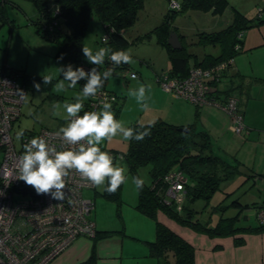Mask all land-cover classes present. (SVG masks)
<instances>
[{"label": "rangeland", "instance_id": "374dc122", "mask_svg": "<svg viewBox=\"0 0 264 264\" xmlns=\"http://www.w3.org/2000/svg\"><path fill=\"white\" fill-rule=\"evenodd\" d=\"M234 9L251 20V25L242 31V43L248 36L254 39L252 43L262 45L250 50H246L247 48L242 45L233 57L232 70H238L247 77L263 76L264 0H227V6L222 14L218 15H213L210 11L189 9L174 16L169 29L177 36L182 35V39L179 40L180 45L185 46L187 53L198 56L201 61L205 55H218L220 46L218 42H202L200 34L225 28L233 17ZM167 12L166 0H144V7L138 11L136 19L125 31L124 37L129 41L140 35L149 34V36L124 49L133 60V63L128 64L129 71L126 72L131 71L137 77L130 78L127 74L126 76L113 75L107 80V89L119 97H124L116 104V107L120 105V109L115 117L126 127L133 122L146 124L160 118L174 124L186 125L195 122L198 128L199 126L205 128L211 137L213 153L222 159L231 160V156L237 158L242 164L239 167L242 172L241 175L236 173L231 178L220 182L219 188L207 203L205 200H197L190 206L197 211L200 220L208 222L210 226L214 225L220 216L231 217L238 213L239 218L235 226L255 225L257 224L256 211L260 205H264V83L252 81L253 87H251L250 97L248 96L246 103L241 98V93L230 90L238 99L243 100L240 105L244 117L243 124L253 128L252 137L248 140L230 130L232 126L230 115L222 108L220 109L228 116L226 126L216 124L214 117L215 113L219 112L212 109L213 107L206 105L201 107L202 109L198 110L196 116L194 104L174 98L158 82V77L168 72V54L166 48L157 43L155 34L150 31L163 23ZM35 15L36 9L31 0H0V65L4 64L3 66L8 67V70H12L17 75L20 84L22 76L27 74L38 78L45 75L54 77L51 84L43 86V81L38 80L41 85L39 92L35 87L26 89L20 117L15 121L12 130L13 143L17 149L21 147V138L17 139L19 132L38 133L41 128L60 130L66 127L67 119L63 105L74 103L76 95L82 91L79 82L75 88H69L65 92L55 91V84L62 79L58 68L64 67L65 70L67 68L65 63L56 57L60 38L49 40L37 33L30 22ZM102 34L103 28L93 16L88 22L82 47H89L94 53L99 48L105 47L101 42ZM52 36L55 37V33H52ZM81 53L82 58L87 61L83 52ZM192 63L191 57L189 64L192 65ZM98 70L101 71V66ZM141 84L147 88L143 101L148 106L146 110H142L137 105L134 97L128 96L130 89L135 91ZM227 86L230 88L229 80L224 79L222 83L218 82L216 87L223 90L227 89ZM57 104L60 107L54 109L53 105ZM228 131H231L233 135H230ZM243 133L245 134L246 131L244 130ZM127 144L128 141L117 136L100 145L102 151H107L113 156L116 166L125 169L128 179L127 183L122 184L120 188V204L101 196L103 186L83 191V197L90 199L93 204L91 218L96 228L99 231L115 230L114 233H118V236L113 238L118 240L115 239L116 243L102 242L104 237L96 241L93 238L91 240L93 244H96L94 249L97 246L102 247L99 249L101 258L103 256L109 258L106 260L108 264H113V262L116 264H154V261L146 256L143 243L146 239L155 238V222L135 208L138 196L131 182L134 176L128 172L124 160ZM149 168L150 166L147 165L138 169L140 178L146 184L150 182ZM244 178L247 180L243 181ZM166 194L171 196L172 192L168 189ZM16 199L23 200L20 196ZM177 199L180 201V196L174 198L175 201ZM236 201L247 204L248 207L238 208V204H232ZM218 205L228 206V209L218 211L216 207ZM161 219L163 220V217ZM119 240L121 250H119ZM101 258L92 249L88 264H101L103 260Z\"/></svg>", "mask_w": 264, "mask_h": 264}, {"label": "trees", "instance_id": "16d2710c", "mask_svg": "<svg viewBox=\"0 0 264 264\" xmlns=\"http://www.w3.org/2000/svg\"><path fill=\"white\" fill-rule=\"evenodd\" d=\"M31 1L34 3L36 15L30 19V22L34 25L36 32L49 40L60 38L56 57L59 58L63 55L64 58L60 61L64 62L66 66L71 64L74 67V71L82 65L94 67L85 61L81 55L85 31L89 20L93 16L96 17L103 28L101 42L104 43L105 48H110L111 52L124 51L127 46L149 36V34L140 35L130 41L124 37L126 29L134 22L138 11L144 7V0ZM166 1L168 12L164 15L163 23L150 31L155 34L157 43L164 46L167 50L169 69L166 74L176 78H183L187 76L191 67H209L220 62H227V68L223 70L221 75L223 78L219 82L222 83L224 79H228L230 88L227 86V89L221 90L216 87L218 83L215 84L213 92L214 102L206 106H215L214 103H217L218 106L215 107L220 108L225 103L226 98L233 96L237 99L238 110L241 113L239 100L232 93H234L233 91L236 92L239 87L247 88L244 85L246 76L238 72L229 74V70L232 68L234 55L241 49L243 35L238 38L237 34L248 28L251 25V20L234 9L233 17L225 28L211 33H201L200 39H202V42H218L220 53L216 56L212 54L205 55L199 61L198 56L186 52L185 46L182 45L181 48L173 49L167 43L168 35L171 32L169 27L172 19L178 13L189 9L210 11L213 15L222 14L227 6V0ZM172 2L178 4L177 9L169 7ZM52 8H58L59 14L53 17ZM53 18L56 19L58 25L50 33L45 26H48V23ZM52 33H55V37L52 36ZM104 36H106L105 39ZM178 37L180 40L182 39V35ZM236 46H239V48H236ZM189 57H192V65L189 64ZM110 67H113V65L106 58L105 63L101 65V72L106 71ZM128 69V64H121L115 67L113 75L126 76L125 72L129 71ZM22 77L21 85L25 87V90L27 88L32 89L34 83L43 81L42 77L38 78L28 74ZM78 82L82 90L83 85L87 81L82 78ZM106 84L107 81H105L100 93L107 95L106 102L112 104V110H114V114H117L120 105L116 107V104L124 97H119L116 93L107 89ZM231 89L233 91L230 92ZM92 101H97V99L89 97L84 101L83 111L86 105ZM203 106L195 105L196 116L198 115V109ZM83 111L80 115H83ZM128 127L141 131L145 128H150V135L146 136L142 141L134 139L128 141L124 160L128 172L133 176L140 177L138 169L143 166H150L148 170L150 182L144 184L142 191L136 190L138 199L135 208L155 222V238L153 241L145 243L148 255L155 258L158 264H194L193 246L165 225L161 217L166 218L179 227L204 234L210 238L232 236L235 245H241L244 242L241 237L235 238L237 235L264 233V223H260L257 218V224L255 225L235 226L239 213L231 217L220 216L218 221L210 226L208 222L201 221L197 211L190 206L197 200H205L207 203L216 192V189L219 188L220 182L231 178L233 174L239 173L241 175L242 172V170H239L242 164L237 158L231 156V160L222 159L213 153L211 137L207 130L200 126L198 128L195 122L177 125L160 118L146 124L133 122ZM185 127L189 128L187 132L180 130ZM26 134L36 133L28 132ZM243 138L247 140L246 133ZM169 172H174L181 177L182 182H179L177 195L174 197L180 196V201H175L173 197L166 194L169 185L165 181V176ZM120 188L114 194H109L102 190L101 196L120 204ZM232 204H238L239 208L248 207L247 204L244 205L237 201ZM216 207L218 211L228 209V206L224 207L223 205ZM261 208H264V205L258 207L256 217L257 212ZM112 233L114 231H96L92 238L96 241L102 237H109Z\"/></svg>", "mask_w": 264, "mask_h": 264}, {"label": "built area", "instance_id": "2783aa9c", "mask_svg": "<svg viewBox=\"0 0 264 264\" xmlns=\"http://www.w3.org/2000/svg\"><path fill=\"white\" fill-rule=\"evenodd\" d=\"M169 7L177 9L178 4L172 2ZM58 14L59 9L52 8V16ZM57 25L53 18L45 27L51 33ZM237 37L241 38L242 33L239 32ZM81 67L86 73L91 72L92 67ZM226 68L227 62L209 67L195 66L189 69L186 77L165 74L159 76L158 82L174 98L197 106L209 105L214 102V85L223 78L221 75ZM125 74L130 78L137 77L133 72ZM25 95V87L18 82L17 75L0 65V264H49L76 238L93 237L96 233L91 218L93 204L83 197V191L94 186L78 173L71 171L65 178V197L62 201L53 199L51 194L38 195L34 188L14 177L17 158L23 154V145L32 138L43 137L57 151L70 147L58 135L59 130L47 128H41L36 134H23L21 147H15L12 130L21 114ZM105 95L100 93L94 97L97 101L89 102L84 111H98L102 107L101 101H106ZM220 108L230 115V130L243 137L245 127L237 99L233 96L226 98ZM165 181L171 196L175 197L177 186L182 182L180 175L169 172ZM18 196L23 200L16 199ZM257 219L264 223V208L257 212Z\"/></svg>", "mask_w": 264, "mask_h": 264}, {"label": "clouds", "instance_id": "9594fccd", "mask_svg": "<svg viewBox=\"0 0 264 264\" xmlns=\"http://www.w3.org/2000/svg\"><path fill=\"white\" fill-rule=\"evenodd\" d=\"M82 52L87 62L97 67H93L90 73H86L82 67L74 71L71 64L66 70L60 67L58 72L62 79L55 84V91L60 93L75 88L82 78L87 81L82 91L76 95L75 102L63 105L65 118L69 122L59 130L58 135H61L64 143L70 147L57 151L43 137H35L23 145V154L17 158L15 165L16 179L34 188L38 195L51 194L53 199L60 201L65 197V178L71 171L78 173L84 181L90 182L94 187L103 186L107 193H116L122 184L127 183L128 178L125 169L116 166L113 156L107 151H102L100 145L117 136L125 141H142L150 135V128L135 130L117 120L109 102L101 101L102 107L99 111H83L84 101L100 94L105 81L113 76L115 67L131 64L133 60L126 51L111 52L110 48L105 47L94 53L91 48L84 46ZM63 58L61 55L58 60ZM106 58L111 61L113 67L101 72L98 70L99 66L105 63ZM53 79L52 75L42 77L44 85L51 84ZM34 87L38 92L41 90L39 83H34ZM146 91L147 88L143 84L135 91H128V96L134 97L142 110L148 108L143 103ZM59 107L58 104L53 105L54 109ZM82 111L83 115H80ZM22 135V132L17 133V139ZM131 182L137 191L143 190L145 181L142 178L134 176Z\"/></svg>", "mask_w": 264, "mask_h": 264}, {"label": "crops", "instance_id": "0c3cea01", "mask_svg": "<svg viewBox=\"0 0 264 264\" xmlns=\"http://www.w3.org/2000/svg\"><path fill=\"white\" fill-rule=\"evenodd\" d=\"M178 40H180L179 37H178ZM252 40L254 39L251 37L248 38L247 36L246 38H244L241 46L243 45L245 46V48H247L246 50H250L251 48L255 46L262 45L261 43H257V44L252 43ZM234 72H238V70L233 71L232 68H230L229 74H232ZM253 80H256L259 83L260 82L264 83V75L263 76H253V77L246 76L244 85L247 86V88L237 87L238 89L236 92H239L242 94L241 98L245 101V103L248 100V96L250 97L251 87H253V84H252ZM242 99H238L239 107L243 103ZM208 107H213L212 109H214L215 111L217 110L219 112L218 114L215 113L214 118H216V121H215L216 124L218 126L219 124H222V125L225 124L226 126L228 122V116L224 113V111L215 106H208ZM199 109H202V108L200 107ZM242 119L244 120L243 114H242ZM177 125H185V124L181 123ZM244 127L246 131V137L248 140L249 137H252L251 131L253 130V128H251V126L249 125H244ZM229 133L230 135L232 134L231 131ZM221 135L219 137H221ZM238 208H239V205H238ZM162 222L165 225H167L171 230H173L175 233H177L179 236L187 240L193 246L194 264H264V233L237 235L235 238L241 237L244 240V242L241 245H235L234 238L232 236L210 238L204 234L193 232L181 226L179 227L175 225L173 222L167 220L166 218H163ZM95 228H96V225H95ZM96 231H99V230L96 228ZM107 231H115V230H107ZM114 236H118V233H112L111 236L106 237V238L104 237L102 239L103 240L102 242H106V243L115 242L116 243L115 239L117 238H113ZM91 239L92 237H84V236H80L76 238L72 242V244H70L63 252H61L57 257H55L49 264H86V263L88 264L89 261L87 260H88L89 255L92 252V249L93 251L95 250V253L96 254L98 253L99 257L101 258V255H100L101 251L99 249H101L102 247L97 246L96 249H94L96 244H93V241ZM153 240L154 238L152 240L146 239L143 244L145 246L146 256L152 259L154 261V264H158L155 258L148 255V249L145 243L147 241H153ZM119 244H120L119 250H121L120 240H119ZM101 259H103L101 261V264H108L106 260H108L109 258L103 256ZM113 264H116V263L113 262Z\"/></svg>", "mask_w": 264, "mask_h": 264}, {"label": "water", "instance_id": "95a60500", "mask_svg": "<svg viewBox=\"0 0 264 264\" xmlns=\"http://www.w3.org/2000/svg\"><path fill=\"white\" fill-rule=\"evenodd\" d=\"M167 43L173 48H181L180 42L178 40L177 35L175 34V32H170L168 35V39H167ZM189 128L185 127V128H181V131L187 132Z\"/></svg>", "mask_w": 264, "mask_h": 264}]
</instances>
